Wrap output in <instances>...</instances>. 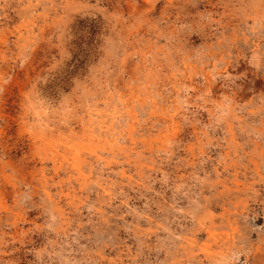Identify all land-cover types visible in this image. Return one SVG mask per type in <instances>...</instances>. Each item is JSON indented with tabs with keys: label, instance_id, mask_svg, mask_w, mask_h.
Segmentation results:
<instances>
[{
	"label": "rangeland",
	"instance_id": "374dc122",
	"mask_svg": "<svg viewBox=\"0 0 264 264\" xmlns=\"http://www.w3.org/2000/svg\"><path fill=\"white\" fill-rule=\"evenodd\" d=\"M0 264H264V0H0Z\"/></svg>",
	"mask_w": 264,
	"mask_h": 264
}]
</instances>
